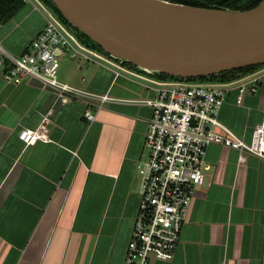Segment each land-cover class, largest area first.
Listing matches in <instances>:
<instances>
[{
	"label": "crops",
	"instance_id": "0c3cea01",
	"mask_svg": "<svg viewBox=\"0 0 264 264\" xmlns=\"http://www.w3.org/2000/svg\"><path fill=\"white\" fill-rule=\"evenodd\" d=\"M45 20L40 6L25 0L0 23L1 48L23 53ZM56 56L59 81L108 99H90L95 119L88 121L87 105L61 100L38 77L6 82L9 60L0 53V264H123L151 115L138 100L157 86L93 55ZM234 101L230 91L218 117L248 139L264 119V79L241 105ZM43 118L47 139L24 144L18 132ZM203 170L174 257L149 264H264V160L240 161L236 150L210 144Z\"/></svg>",
	"mask_w": 264,
	"mask_h": 264
},
{
	"label": "built area",
	"instance_id": "2783aa9c",
	"mask_svg": "<svg viewBox=\"0 0 264 264\" xmlns=\"http://www.w3.org/2000/svg\"><path fill=\"white\" fill-rule=\"evenodd\" d=\"M44 13L43 28L23 53L7 55L0 46L1 55L9 60L2 70V78L18 84L27 76L38 77L54 89L61 100L82 101L87 105L83 117L93 121L95 113L90 109L91 100L98 98L101 102L108 96L59 81L60 63L56 51L65 50L71 58L81 56L88 59L91 55L101 58L80 47L51 16ZM263 79L264 69L230 84H161L150 81L157 86L154 95L138 100L151 108V115L144 135L147 155L136 165L141 178L140 201L123 264H149L153 260L169 261L174 257L186 211L196 186L205 179L203 169L210 144L236 150L240 161H244L247 155L264 160V119L253 125L247 139L218 117L230 91L235 92V105H241L246 94L257 92ZM94 105L100 106L99 103ZM45 121L43 118L36 128H22L18 138L24 144L46 140Z\"/></svg>",
	"mask_w": 264,
	"mask_h": 264
},
{
	"label": "water",
	"instance_id": "95a60500",
	"mask_svg": "<svg viewBox=\"0 0 264 264\" xmlns=\"http://www.w3.org/2000/svg\"><path fill=\"white\" fill-rule=\"evenodd\" d=\"M35 1L80 47L149 81L230 84L264 69V0L247 9L174 0ZM248 66L255 67L227 81L200 80Z\"/></svg>",
	"mask_w": 264,
	"mask_h": 264
},
{
	"label": "trees",
	"instance_id": "16d2710c",
	"mask_svg": "<svg viewBox=\"0 0 264 264\" xmlns=\"http://www.w3.org/2000/svg\"><path fill=\"white\" fill-rule=\"evenodd\" d=\"M190 5H199V6H210V7H223L230 9H247L255 6L261 0H174ZM23 0H0V23L5 22L11 18L15 12L22 6ZM55 11L59 13L58 9L55 8ZM85 37L84 35H81ZM128 67L132 65L124 63ZM255 66H248L242 69H234L230 71H225L219 75H211L209 77H200V80H217L221 79L222 81H227L233 79L236 76L238 71H252ZM161 78H165V74L160 75Z\"/></svg>",
	"mask_w": 264,
	"mask_h": 264
},
{
	"label": "rangeland",
	"instance_id": "374dc122",
	"mask_svg": "<svg viewBox=\"0 0 264 264\" xmlns=\"http://www.w3.org/2000/svg\"><path fill=\"white\" fill-rule=\"evenodd\" d=\"M146 155H147V151H146Z\"/></svg>",
	"mask_w": 264,
	"mask_h": 264
}]
</instances>
